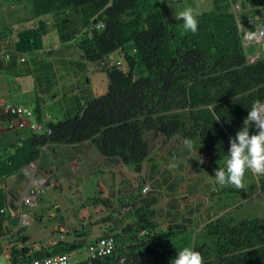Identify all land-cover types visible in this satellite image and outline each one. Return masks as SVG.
Segmentation results:
<instances>
[{
  "label": "trees",
  "instance_id": "1",
  "mask_svg": "<svg viewBox=\"0 0 264 264\" xmlns=\"http://www.w3.org/2000/svg\"><path fill=\"white\" fill-rule=\"evenodd\" d=\"M31 2L32 18L55 14L67 23L70 21L68 11L79 14L82 22L75 36L80 34L77 45L83 57L101 62L111 53L123 50L129 69H123L119 63L110 66L107 92L85 102L72 117L49 120L46 124L50 133L21 130L10 137L0 131V179L22 172L42 157L44 147L58 144L91 142L104 157L100 172L111 167L140 164L151 148L150 133L164 134L166 140L177 135L197 140L201 150L213 155L211 163L214 162L216 169L225 167L217 161L223 151L228 150L229 138L242 127L253 102L264 101V56L249 60L233 12L206 11L197 15L199 30L193 34L183 31L182 21L165 15L161 0ZM241 2L247 8L264 6V0ZM99 22H104L102 29H97ZM90 26L94 28L92 31L84 30ZM3 34L0 30V39ZM132 42L134 53L127 51ZM0 53L2 58L8 56L6 60L12 58L6 51ZM138 60L144 63L147 73L136 77ZM35 111L38 120L43 121L41 103L36 105ZM181 150L178 157L187 159L192 155V149L185 144ZM175 167L186 169L182 163ZM171 175L167 176L168 188L173 192L180 183ZM258 177L264 191V176ZM190 179L188 186L196 192L203 180ZM210 192L213 202L208 205L213 206L212 210L215 207L217 214L218 209L228 207L223 194L235 197L241 190L226 186ZM217 194L220 196L218 202ZM153 197L147 198L148 207L137 209L133 221L122 226L120 231L114 232L111 228L112 231L106 230L109 232L99 238L113 237L115 247L110 254L87 259L85 263L170 264L177 255L171 244L192 226L196 213L201 214L204 201L188 203L189 215L178 220L172 214L178 200H172L169 212L175 219L165 225L158 217V209L153 207L158 198ZM4 201V192L0 189V209L4 208ZM238 207L234 213L218 217L212 215L211 210L205 225L200 223L203 222L200 217L201 240L195 241L192 247L201 253L203 264H264V216ZM2 220L0 218V222ZM8 232L0 225V237ZM90 243H67L65 248L69 252L83 245L89 248ZM20 247L12 245L0 252L10 256L13 264L35 258L26 257L31 247Z\"/></svg>",
  "mask_w": 264,
  "mask_h": 264
},
{
  "label": "rangeland",
  "instance_id": "2",
  "mask_svg": "<svg viewBox=\"0 0 264 264\" xmlns=\"http://www.w3.org/2000/svg\"><path fill=\"white\" fill-rule=\"evenodd\" d=\"M161 2L167 17H175L180 11L189 6L195 10L197 15L206 11L233 12L232 0H161ZM32 9L33 6L31 0H0V16H5L4 22H0V25L5 24L6 26H11V24L14 25L15 22L20 23L26 22L27 20H32ZM240 11H242V13L239 14L241 21L243 18L248 17L249 19H256L255 21L259 20L260 22L264 23V8H259V11H255L251 8L241 5ZM255 14H259L260 16L255 18ZM60 22L62 25L70 24L65 23L64 20H60ZM251 26L252 27L250 28L248 27L242 29V35L243 38L245 37L248 39L247 41L244 39L247 53L251 57L259 58L260 56H264V28L257 30L258 28L256 25ZM261 26H264V24ZM50 28H52V31H57L60 36L61 26H58L57 24L55 25L54 22H50ZM257 31L260 35L256 33ZM254 34H257V36ZM133 43L134 42L127 46V51L131 53L135 52ZM55 44H58V42L55 43V40L52 37L44 40L43 45L46 49H48V51L41 52L40 56L41 58L43 57L44 60L57 63V71H50V73H46L45 78L42 77L41 79H39V77L41 75H45V71L50 70L51 68H43L42 70L33 71L32 73H27L25 76H15L10 75L9 73V75L6 77L7 79L0 78L1 80H4L5 84H9L12 94H15L14 100L15 102L17 101L18 104L35 108L33 106L34 104L29 101L30 98L26 100L25 96L27 95V92L38 94L40 99L44 101L43 107L52 116V121L63 120L72 117L77 111L81 109V107H83L84 102L106 93L109 88V77L107 70L114 63H119L125 70L129 69L128 60L125 57L123 50H117L111 53L106 57L105 60L101 62L90 61V65L85 69H82V72H80L77 77V79L80 80L79 88H81V92H79V94L77 93V95L73 94L72 92L75 86L73 84L71 86L72 91L66 95L68 96L69 94H73V109L71 107L64 108L66 101L69 102V100L67 99L65 101L64 94L61 92L60 86L62 84L68 83L69 81V79H66L69 72V67L67 65L68 59L64 54V51H55L53 53L49 52L52 47H55ZM31 56L32 54H28V63H26V65H21L29 67V64L31 65L32 60ZM146 73L147 69L144 63L141 60H138V63L135 67L136 77L142 76ZM88 78H90V80H88ZM15 90H20V95L15 93ZM0 92L4 93L2 91ZM56 98H63L64 100L60 102L56 101ZM9 136H11V134ZM149 138L151 141V148L145 161L140 164H133L130 167L122 166L123 168L121 167L119 169L121 173L118 177L116 173H113V171H110L108 174L100 172L99 169L103 167L102 164L99 166V168L91 167L88 173H85L86 175H83V177L81 174H77V167L71 168L70 166L71 170L69 172L75 171L74 173L77 174L75 179H73L74 182H72L71 188H68L67 182L64 181L60 182V184L55 186V188L52 187L53 184H56L53 176L51 175L52 171L46 170L47 176L45 174L42 176L47 180L46 177L51 175L50 181L49 183L47 181L46 186L48 187L51 184L49 188L51 191L56 192L60 196L63 194L65 197L69 196V203L80 205V207L86 204L89 206L92 205V207H94V205H98V207L103 211L101 214H99V217L104 219V223H109L111 227H116L113 228L114 232L120 231L122 226H125L127 223L133 221V217L135 216L134 214L137 209H140L143 206L148 207L147 204L150 202H146L148 197L154 196L153 198H155V196H157L156 199L158 198V203L157 205H153V207L158 209V217H160L159 219L162 220L165 225L166 223H172L171 219L174 218L169 212L171 206L170 203L172 200H178V205L172 209V214L174 216L176 215L178 220L184 215L187 216L189 209L187 205L188 203L193 201H204L201 214L196 213V219L195 222L193 221L191 224L192 226L189 227L187 231L180 233L179 236L181 238L179 237V240L171 244L172 249H176L177 251L181 249L180 247H192L195 241L200 242L201 240L200 223L205 225L210 219L209 215L213 207L208 205L212 204L213 202L210 196V191L216 190L217 187L223 188L226 186H220L215 181L214 172L216 168L214 162L211 163V157H213V155L209 154L207 151L205 152L201 150L202 148L197 140L192 141V155L187 159H184L181 158V156L178 157V155L182 152L181 149L185 141L182 136L177 135L169 140H166L164 134L150 133ZM51 148L52 147H44L42 150L43 155L51 154ZM227 151L224 150L221 154V158H219L217 161L218 165L221 163L226 164V156L228 154ZM201 160H203V163L200 162ZM179 163H182L186 169L183 170L177 167H170L172 164L177 166ZM36 165L38 167V164L35 163V166ZM170 173L173 174L171 175L173 180H175V182H178L179 180L180 183L173 192L169 190L170 187L168 188L169 178L167 179V176ZM16 174L17 175L9 179V181L8 179L5 180V183L3 184H5V189L6 187L8 189V187L12 186L20 178L19 184H16L14 187V192H18L20 193L19 195L22 196L23 191L26 190L27 180L30 178L24 170L22 172H17ZM61 174L66 179L73 178V176L72 178H68L69 175H67V172H65L66 175H64L63 170H61ZM17 176L19 178H17ZM181 176L185 178V180L181 178ZM190 177H193L194 181H199L202 179L203 184L201 183V185L204 186L205 184L207 187L205 188V186H201L198 187L199 189L196 192H192L193 189L188 186L189 181H191ZM164 178L165 181L163 180ZM258 180V176L253 175L250 171L246 172L244 177V189L234 195L235 197H233L232 194L230 195V193L223 194L224 200H227L228 204H226L228 207L223 206V208L218 209L216 212L217 214L214 212L216 211L214 207V210H212V215H215V217L224 214L229 215L237 211L239 208L238 206H240V210L248 212L253 210L264 216V191L259 186ZM99 183L103 186L105 191L101 192ZM23 186H25V188L20 191V188ZM147 186L149 187L148 193L145 192ZM46 191L48 192L49 190L46 189L45 192ZM45 192L43 194H45ZM85 194H88L89 196L86 197ZM47 195L48 194H46V198L48 197ZM218 196L219 194H217V202ZM224 200H221L220 203H223ZM55 207L56 206H53V211ZM165 212L166 214H164ZM200 217H202L203 222L199 223ZM113 229H111V231ZM107 232L109 231H96L95 233H92L93 236H91V238L94 237L99 239ZM2 242L6 243L7 240ZM87 248L88 247L83 245L79 251H72V255L77 257V261L87 259ZM0 261H5L4 255H0Z\"/></svg>",
  "mask_w": 264,
  "mask_h": 264
},
{
  "label": "crops",
  "instance_id": "3",
  "mask_svg": "<svg viewBox=\"0 0 264 264\" xmlns=\"http://www.w3.org/2000/svg\"><path fill=\"white\" fill-rule=\"evenodd\" d=\"M68 12H70L68 13L70 21L67 22L70 23L69 25H62L59 18H57L58 15L56 16L55 14H46L40 17H34L32 20L26 19V22H15V24H11V26H6L5 24L0 25V30L5 33L0 39V52L6 51L12 55L10 60L2 58L0 55V78L3 79H7L6 77L9 75V73L10 75L15 76H25L27 73L29 74L33 71L42 70L43 68H51L52 70L50 69L45 71V75H41L39 77V79H41L42 77H46V73H50V71L54 72V70L57 71V63L44 60L40 55L41 52L48 51V49H46L43 45L44 40L52 37L55 40V43L58 42V44H55V47H52L49 52L53 53L55 51H64V54L68 59L67 65L69 67V72L66 79H69V81L68 83L62 84L60 86L61 92L64 94L65 101L67 99L69 100V102L66 101L64 108H72V104L74 103L73 94L77 95V93L79 94V92H81V88H79L80 80L77 79L78 74L82 72V69H85L90 65V61L83 57V53L80 47L77 45V37L80 34L75 36L77 29L81 27L82 19L79 14H73L71 11ZM4 20L5 16L2 17V20L0 18V22H4ZM50 22H54L55 25L57 24L58 26H61L60 36L57 31H52V28H50ZM84 30H86V28ZM39 31L41 35L39 34ZM28 54H32L31 65L29 64V67L21 65H26V63H28ZM21 58H24L25 61L22 62ZM3 79H0V91L4 93L0 92V95L15 101V94H12L9 84H5ZM88 80H90V78H88ZM73 84L75 85L72 92L73 94L66 96L67 93L72 91L71 86ZM15 93L20 95L19 93L21 92L20 90H15ZM25 98L26 100L30 98L29 101L34 104L33 106L35 108L38 103H41L43 113L47 114L52 120L50 113H48L43 107L44 101L40 99L38 94L27 92ZM63 100V98H56V101L61 102ZM4 133L7 135L11 134L13 136V133ZM84 143L74 145H52V153L50 152L51 154L43 155L42 151V157L38 160V162H36V164H38L36 171L37 175L45 174L47 176L46 170L52 171L51 175L56 182V184H53L52 187L55 188V186L60 184V182L64 181L67 182L68 188H71L72 182H74L73 179H75L77 174H81L83 177V175L88 173L91 167L99 168V166L101 164L103 165L105 162L104 157L98 152L91 142L87 141ZM70 166L71 168H78H76L77 174L74 173L75 171L69 172L71 170ZM121 167L122 166L108 168L104 173L108 174L110 171H113V173H116L118 177L121 173V171H119ZM61 170L64 171V175H66L65 172L68 173V178H72V176L73 178L66 179L64 176H62ZM15 175L17 174H12L6 178L0 179V183H5V180L7 179L9 181V179L15 177ZM51 175L46 177L48 183L50 181ZM17 178L19 177L17 176ZM19 180L20 178L12 186L8 187V189L7 187L6 190L3 189L5 197L4 207L7 209V216L3 221L0 222V225L4 231H11L12 229L17 228L20 221V213L22 211L30 212L32 221L30 225L22 229L20 234L13 236L12 238H6L4 235L1 236V242L7 240L6 243L2 242V248H0L2 249L1 251L6 248H10L12 245H15L16 247L26 246L31 247L27 250L28 254H26V257L43 258L45 256L59 254L61 252H68V250L65 248V244L67 243L78 244L82 243L83 241L90 243V241L96 239L94 237L91 238V236H93L92 233H95L96 231H106L111 228H116L114 226L111 227L109 223H104V219L99 217V214H101L103 211L98 207V205H94V207H92V205L89 206L86 204L80 207V205H74V203L71 204L68 202L69 196L65 197L64 194L60 196L56 192L51 191L49 189L51 184L46 188L49 191H46L47 193L45 192V194L41 195L40 203L35 208H26L21 202V196L19 195L20 193L14 192V187L16 184H19ZM100 185V189L105 191L103 186L101 185V187ZM25 186L20 188V191H22ZM46 194H48L47 198ZM85 195L86 197L89 196L88 194ZM53 206H56L54 211L52 210ZM22 238L26 239V241H23ZM80 249L81 247L75 248L76 251H79ZM72 251L70 252L72 253ZM73 257L76 261L75 264H83L85 263V260H87L84 259L77 261V257Z\"/></svg>",
  "mask_w": 264,
  "mask_h": 264
},
{
  "label": "clouds",
  "instance_id": "4",
  "mask_svg": "<svg viewBox=\"0 0 264 264\" xmlns=\"http://www.w3.org/2000/svg\"><path fill=\"white\" fill-rule=\"evenodd\" d=\"M232 2H233V13L236 15L238 19L241 35H242V29H245L248 27L250 28L252 27L251 25H256V27L258 28L257 30H260V28H264V26H261L264 23L260 22L259 20L255 21L256 19L253 20L252 18L249 19L248 17H245L241 21L239 18V14L242 13V11H240L242 2L241 0H235V1L232 0ZM248 8H251L255 11H259V8H264V6H259L256 8L255 7H248ZM259 16L260 15L258 14L255 16V18H258ZM175 19L178 21H182V28L184 32H191L193 34L198 32L199 22L197 19V14L192 7L190 6L186 7L184 10L180 11L175 16ZM100 23H103L104 25V22H99V24ZM103 27H101V29ZM93 29H94L93 26H90V27H87L85 31H92ZM97 29H99L98 26H97ZM256 33L260 35L258 31ZM257 34H254V35L257 36ZM242 39H243V43L246 49V44H245L244 39H246V41L248 39L245 37L243 38V35H242ZM246 52H247V49H246ZM247 55L250 61H255L256 59H258V57H251L248 53ZM6 56L7 55H4L3 58L8 59ZM22 59L24 58H21L22 62L25 61V59L24 60ZM33 110L35 111V109ZM46 116L48 115L44 114L43 121L47 123L51 119L49 116H48V119H45ZM251 129H255L256 131L251 132L250 131ZM17 131H21V130H17ZM14 132L15 131H10L6 133H14ZM1 133L4 134V132H1ZM184 144H185V147H187L188 149L192 148L191 140L185 139ZM36 162H32V163H36ZM200 162L203 163V160H201ZM175 166H176L175 164L170 165V167L172 168H174ZM249 171L253 175L264 176V101L253 102L251 108L248 111L247 117L243 121L242 127L235 133L233 137L229 138V148H228V154L226 156L225 167H218V169H216L214 172V178L217 184H219L220 186H232L236 188L237 190H243L245 187L244 177H245L246 172H249ZM36 175H37V172H36ZM37 176L39 177L41 176L42 178H44L42 175H37ZM46 183H47V180H46ZM46 183H45L43 192L40 194L38 203L35 206L31 207V206L24 204L23 202V196L27 192V188H28V181H27L26 190L23 191V194L21 196V202L23 206H25L26 208H30V209L35 208L40 203L41 195L45 192L47 188ZM4 186H5L4 184L2 185V183H0V189H2V191H4L3 189H5ZM148 191H149V187L147 186L145 192L148 193ZM4 210H5V213L0 217V218H3V220L7 216L6 207H4ZM23 214L29 215L32 220V216L30 212L22 211L20 213V221H19L18 227L15 229H12L10 232L5 234L4 236L6 238H12L13 236L20 234L22 229L30 225L31 221L26 226L21 225V215ZM69 253L71 252L69 251ZM87 259H90V258L87 257ZM75 263L76 261L74 258L73 264ZM170 264H203V257L201 253L195 250L193 247L184 246L177 251V255L175 256V258H173L170 261Z\"/></svg>",
  "mask_w": 264,
  "mask_h": 264
},
{
  "label": "built area",
  "instance_id": "5",
  "mask_svg": "<svg viewBox=\"0 0 264 264\" xmlns=\"http://www.w3.org/2000/svg\"><path fill=\"white\" fill-rule=\"evenodd\" d=\"M103 23L98 25V28L103 27ZM8 58V56H6ZM24 60V59H22ZM48 119V116L45 117ZM17 130H28L36 133H50L51 129L44 121L37 120L36 112L30 107L6 98L0 95V131L10 132ZM37 167L35 163L27 166L24 171L29 176L27 192L23 196L24 204L28 206H35L38 203L40 194L43 192L46 180L36 175ZM5 213L4 208L0 209V217ZM31 217L27 214L21 215V225L26 226L30 223ZM114 239L112 236L104 237L98 241L90 243L88 248V257L95 259L99 256H106L114 249ZM4 255L5 261L0 264H13L10 262V256L6 253L0 252ZM74 258L71 253H59L43 258H34L18 264H73Z\"/></svg>",
  "mask_w": 264,
  "mask_h": 264
}]
</instances>
